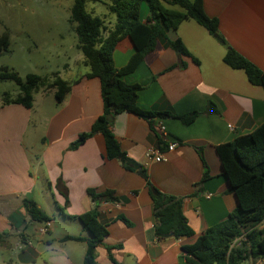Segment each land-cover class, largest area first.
<instances>
[{"label":"crops","instance_id":"crops-1","mask_svg":"<svg viewBox=\"0 0 264 264\" xmlns=\"http://www.w3.org/2000/svg\"><path fill=\"white\" fill-rule=\"evenodd\" d=\"M203 7L209 18L218 20L217 36L226 44L197 22L186 20L176 32L168 31L160 38L137 69L122 78L141 87L139 109L170 114L152 120L131 113L112 118V133L130 168L107 159L100 133L75 145L104 109L100 80L86 78L89 68L79 41V53L68 57L63 75L55 72L70 85L61 103L55 98L57 89L47 85L33 94L31 109L2 105V100L0 264H84L86 242L65 238H90L80 221L68 218L89 213H96L109 231L96 250L97 264H185L182 246L193 244L237 209L217 148L264 124V88L249 83L243 71L227 66L224 57L233 48L264 71V0H203ZM147 16L148 10L141 11V22ZM69 21L76 32L71 13ZM107 21L113 28L115 18L114 24L110 17ZM176 38L198 64L172 49L170 43ZM134 53L131 40L122 39L113 55L115 67H125ZM19 94L8 95L15 99ZM212 106L215 113L208 112ZM193 113L198 115L189 125L171 117ZM158 123L166 127V140L156 129ZM171 143L177 146L168 152ZM149 149L159 150L164 160H149ZM88 190L111 191L117 202L95 204ZM153 190L182 200L195 237L156 238ZM25 200L36 203L50 218L47 233H39L45 222L31 218ZM243 264H264V260Z\"/></svg>","mask_w":264,"mask_h":264},{"label":"trees","instance_id":"trees-1","mask_svg":"<svg viewBox=\"0 0 264 264\" xmlns=\"http://www.w3.org/2000/svg\"><path fill=\"white\" fill-rule=\"evenodd\" d=\"M86 4V0H75L71 17L76 23L80 51L89 68L86 78L100 80L104 109L91 131L82 134L75 145H80L95 133H100L104 137L107 159L119 160L126 168H130V161L112 133V118L122 113H131L152 120L170 114L139 109L137 99L141 87L125 83L123 76L133 73L146 56L155 50L158 40L165 37L168 31L176 32L184 21L197 22L212 36L218 34L219 22L206 15L203 0H110L106 6L110 15L114 16L115 24L113 28H109L107 20L110 16L97 17L93 12L87 11ZM145 4L148 16L143 23L140 14ZM170 7L180 10H172ZM126 37L133 43L135 53L125 67L118 69L115 67L113 55L118 43ZM218 39L226 44L219 36ZM170 45L180 55L199 63L179 38ZM8 50L9 38L4 34L0 37V54ZM224 63L231 69L243 71L252 85L264 88V71L233 48H228ZM9 81L18 86L20 94L15 99L4 95L2 105L18 104L31 109L33 94L45 85L57 89L55 98L59 103L70 91L69 83L56 73L51 77L29 74L22 79L17 73L1 68L0 83ZM208 112L215 113L216 110L212 106ZM197 115L198 113H193L171 117L189 125ZM217 153L238 207L224 222L208 228L196 237L193 244L182 246L183 260L185 264H243L250 259L264 260V228H259L264 224V124L250 135L219 146ZM87 193L95 204L117 202L111 191L98 193L88 190ZM151 196L156 219L155 235L158 240L195 237V232L187 224L183 213L182 200L166 196L157 190H153ZM24 203L34 221L42 223L50 220L33 201L25 200ZM68 218L80 221L90 238L84 240L80 237H68L65 240L85 241L87 250L84 264H97L96 250L108 237V228L99 223L96 213ZM236 240L240 242L234 245ZM3 242L4 236L0 233V245ZM111 260L115 263L112 256Z\"/></svg>","mask_w":264,"mask_h":264},{"label":"rangeland","instance_id":"rangeland-1","mask_svg":"<svg viewBox=\"0 0 264 264\" xmlns=\"http://www.w3.org/2000/svg\"><path fill=\"white\" fill-rule=\"evenodd\" d=\"M74 1L0 0V37L7 34L9 38V50L0 54V69L8 67L22 79L29 74L52 76L57 71L63 75L68 57L79 53L76 50L78 37L69 21ZM86 1L87 11L101 18L110 16L114 24V16L106 6L110 0ZM141 11L147 12L146 4ZM17 92L19 88L15 83H0V103L5 94Z\"/></svg>","mask_w":264,"mask_h":264},{"label":"built area","instance_id":"built-area-1","mask_svg":"<svg viewBox=\"0 0 264 264\" xmlns=\"http://www.w3.org/2000/svg\"><path fill=\"white\" fill-rule=\"evenodd\" d=\"M231 127V126H230ZM156 129L158 133L160 134L161 138L163 140H166L168 138V133L166 130V127L162 123L156 124ZM177 146V143H171L168 145V152H173ZM146 157L149 160H154L155 162H161L163 161V154L159 150L155 149H149L148 152L146 153ZM52 223L51 222H45L39 229L40 234H45L49 231L51 228Z\"/></svg>","mask_w":264,"mask_h":264},{"label":"water","instance_id":"water-1","mask_svg":"<svg viewBox=\"0 0 264 264\" xmlns=\"http://www.w3.org/2000/svg\"><path fill=\"white\" fill-rule=\"evenodd\" d=\"M214 37H215V38H218V36H217V35H215ZM109 119L111 120V118H109Z\"/></svg>","mask_w":264,"mask_h":264}]
</instances>
